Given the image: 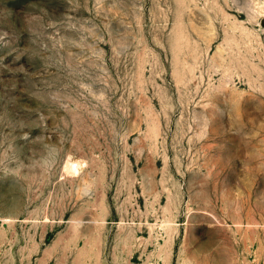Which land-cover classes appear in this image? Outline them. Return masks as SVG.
Listing matches in <instances>:
<instances>
[{
    "label": "rangeland",
    "instance_id": "rangeland-1",
    "mask_svg": "<svg viewBox=\"0 0 264 264\" xmlns=\"http://www.w3.org/2000/svg\"><path fill=\"white\" fill-rule=\"evenodd\" d=\"M0 264H264V0H0Z\"/></svg>",
    "mask_w": 264,
    "mask_h": 264
}]
</instances>
